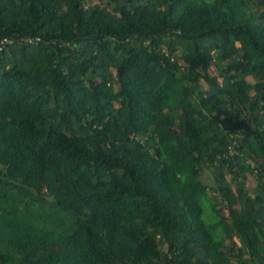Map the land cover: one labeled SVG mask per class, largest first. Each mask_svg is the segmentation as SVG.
Listing matches in <instances>:
<instances>
[{"label": "trees", "instance_id": "obj_1", "mask_svg": "<svg viewBox=\"0 0 264 264\" xmlns=\"http://www.w3.org/2000/svg\"><path fill=\"white\" fill-rule=\"evenodd\" d=\"M0 264H264V0H0Z\"/></svg>", "mask_w": 264, "mask_h": 264}, {"label": "rangeland", "instance_id": "obj_2", "mask_svg": "<svg viewBox=\"0 0 264 264\" xmlns=\"http://www.w3.org/2000/svg\"><path fill=\"white\" fill-rule=\"evenodd\" d=\"M91 2H101V3H105L106 0H91ZM210 71H211V73H214V72H215V69H214L213 67H211V68H210ZM210 176H211V175H210L209 170L206 169V170H205V173H204V178H205L206 180H210V179H211ZM248 184H249V185H253L254 182L251 181V179H249V180H248ZM203 207H204L203 216H204V218H205L207 221H210V219H209V217H208L209 207H208V204H207L206 201L203 202ZM223 211H224V212H227L226 210H223Z\"/></svg>", "mask_w": 264, "mask_h": 264}]
</instances>
